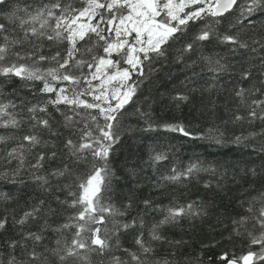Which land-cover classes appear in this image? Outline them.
<instances>
[{
    "label": "snow or ice",
    "instance_id": "obj_1",
    "mask_svg": "<svg viewBox=\"0 0 264 264\" xmlns=\"http://www.w3.org/2000/svg\"><path fill=\"white\" fill-rule=\"evenodd\" d=\"M0 182V264H264V0H0Z\"/></svg>",
    "mask_w": 264,
    "mask_h": 264
},
{
    "label": "trees",
    "instance_id": "obj_2",
    "mask_svg": "<svg viewBox=\"0 0 264 264\" xmlns=\"http://www.w3.org/2000/svg\"><path fill=\"white\" fill-rule=\"evenodd\" d=\"M174 71V75H175ZM161 77L165 80H167V77L164 76L163 73L160 74ZM144 91L147 92L150 88H152V85L145 82V84L142 86ZM163 91V89H161ZM186 111V110H185ZM156 115L158 117H161L163 119H170L173 115L172 112L167 111L162 104L156 106ZM177 116L179 114L177 113ZM201 127L206 128L207 125L202 124ZM237 134H239V129L236 130ZM157 134L155 133H148L146 136H155ZM162 136H174L175 139L172 140V143L176 146V155L182 160L183 162H187L189 157H192L194 154L199 155L201 159L206 160H213L217 158H224V159H230L232 158V154L229 152L228 148H218L214 144H211L208 141H201L196 140L192 141L184 137H180L178 134H160ZM122 160V157L118 160V163ZM207 178V177H206ZM0 190L3 191H12L11 186L0 182ZM27 190H25L24 194H21V199L27 198ZM146 194V193H145ZM193 196L200 195L202 193H197L195 189H193ZM153 196L158 195L157 193H152ZM3 209V205L0 204V210ZM237 252L239 253V248H237Z\"/></svg>",
    "mask_w": 264,
    "mask_h": 264
}]
</instances>
